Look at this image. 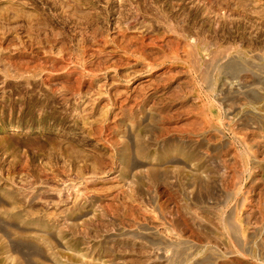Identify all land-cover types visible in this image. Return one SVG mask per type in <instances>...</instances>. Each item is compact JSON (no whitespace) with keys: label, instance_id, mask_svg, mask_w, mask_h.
Wrapping results in <instances>:
<instances>
[{"label":"rangeland","instance_id":"rangeland-1","mask_svg":"<svg viewBox=\"0 0 264 264\" xmlns=\"http://www.w3.org/2000/svg\"><path fill=\"white\" fill-rule=\"evenodd\" d=\"M0 264H264V0H0Z\"/></svg>","mask_w":264,"mask_h":264}]
</instances>
